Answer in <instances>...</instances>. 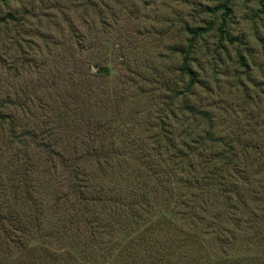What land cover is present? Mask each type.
Returning <instances> with one entry per match:
<instances>
[{"label":"rangeland","instance_id":"rangeland-1","mask_svg":"<svg viewBox=\"0 0 264 264\" xmlns=\"http://www.w3.org/2000/svg\"><path fill=\"white\" fill-rule=\"evenodd\" d=\"M0 20V264H127L136 212L160 239L134 243V264H264L259 0H0ZM184 97L212 121L189 117ZM162 118L180 147L209 130L224 140L205 146L224 184L155 156Z\"/></svg>","mask_w":264,"mask_h":264},{"label":"trees","instance_id":"trees-1","mask_svg":"<svg viewBox=\"0 0 264 264\" xmlns=\"http://www.w3.org/2000/svg\"><path fill=\"white\" fill-rule=\"evenodd\" d=\"M259 2L262 5H264V0H259ZM224 8L227 11L229 10L228 6H224ZM0 21H2V20H0ZM200 31L201 30H197L196 32H193L195 37L200 33ZM226 37H228V36L226 35ZM192 41H194V40H192ZM193 45L194 44L191 43V47ZM183 52H184L185 56H184L183 65L181 67V71L184 75H187L189 77L191 84H196V83H198V79L196 78L195 72L193 71V69L191 68V66L189 64V61L191 60V57L189 54L190 50L188 49V50H185ZM242 62H244V61H242ZM171 103L172 102H169L168 106H170ZM181 106H182V110L192 119H196L197 117H201V118L212 121L210 119L211 116L208 112H204L202 110H199L195 106L191 105L190 102L188 101V99L185 97L182 100ZM0 117H3V115L0 114ZM163 121L164 120L162 118L161 119V130H160L162 132V134L159 137H157L156 146L154 148L155 156L159 157L163 153H165V154L169 153L171 155V158H170L171 164H172V166L175 167V171H177V173H179V174L181 173V174L185 175L186 177L187 176L193 177L194 179H195V175L199 172L200 167H203V171H205L206 174L200 180L203 181L202 187L204 186V188L212 186V184H214V182H216L219 186H220V183L224 184V182H223L224 176H223L222 169L218 168L217 166H216L217 169L213 168V165H211L212 159L207 160V158H208L207 156H209L211 153L205 154V151H206L205 146L207 145V143H212L213 145H215L216 143L224 141V140H221V138H217L215 136L214 132L212 130H209L208 132L205 133L204 137H200V138L196 137L197 140L195 141V145L184 144L182 147H180L179 145L175 144L174 141H176V139L173 137H170L171 132L170 131L167 132L165 130V125H167V123H166V121H164V122ZM30 135H31V138L34 137V134H30ZM191 135L192 134H191L190 130H187L186 137H190ZM27 136H28V134H27ZM165 140L167 141V146H169V147H165V150H163L164 149L163 143ZM225 143L228 144L227 142H225ZM114 152H115V154H113L112 159L119 158L120 160L118 162L123 161L124 165L129 164L130 159H132V158H130L129 155H124L122 151L120 153L119 152L116 153V151L114 150ZM116 154H118L119 156H117ZM230 154H231L230 150H225L223 153H219L218 156L221 157L223 160H228V159H230L229 158L231 156ZM104 157H108V154H106L105 156H100L99 159L104 158ZM233 157H235L234 153H233L231 159ZM212 158H214V157H212ZM100 160H102V159H100ZM146 163L143 162L140 165V167L137 168V170H139V172L144 173V174L148 175L150 178H152L154 175H156L158 173L157 165L154 164L153 162H151L150 165L148 163L147 164ZM120 165H122V163ZM76 178H79V177H76ZM213 179H214V181H213ZM81 180H83V178ZM195 180L198 181L197 179H195ZM184 183H186L188 187L193 188V184L191 182H184ZM81 186H82V184L79 185V188ZM222 187H224V186H222ZM222 187H221V189L223 190L224 188H222ZM80 189H82V188H80ZM156 194H157V191H156ZM122 214H124V213H122ZM16 215L15 216L13 215V217L9 216V220L11 222L20 223V220L18 217H16ZM118 216H122V215L118 214ZM127 217H128L127 221H129L133 225H131L130 223H129V225L125 223L126 226L122 229L128 231L127 235H129L130 233H137L136 238H134V243L141 246L142 249H144V251L147 252L151 246V242L160 239L159 238L160 234H157L155 232L156 227L159 224L157 222L150 220V219L148 221L144 220L143 219L144 217L137 212L130 214V216H127ZM117 220L119 221V223L124 224L123 219L122 220L117 219ZM109 223H111V225L106 224L103 227L104 236L105 235H111L112 231H113V227L116 226L115 222H109ZM211 223L212 224L210 226V230L215 229V231H214L215 232L214 233L215 238L219 239L221 236H223L225 229L222 227L221 228L217 227V224H213L214 220ZM134 225H137L138 227L134 228L135 227ZM213 225H214V228H213ZM110 230H111V232H109ZM132 242H133V238H132ZM134 243L127 245V253H128L127 260H126L127 264H134L135 260L139 257V255L137 253L139 251L137 250V247ZM130 245H131V247L129 248ZM171 249L170 248H163V255L168 260L172 259V257H173L172 255L174 254V250H173V252H170ZM145 263H146V261L138 260V264H145Z\"/></svg>","mask_w":264,"mask_h":264}]
</instances>
